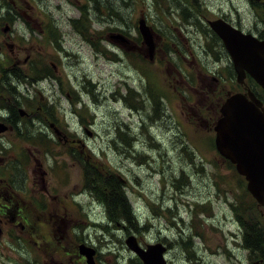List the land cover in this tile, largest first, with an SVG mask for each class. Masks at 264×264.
Returning <instances> with one entry per match:
<instances>
[{
	"label": "rangeland",
	"instance_id": "rangeland-1",
	"mask_svg": "<svg viewBox=\"0 0 264 264\" xmlns=\"http://www.w3.org/2000/svg\"><path fill=\"white\" fill-rule=\"evenodd\" d=\"M0 4V35L6 20L15 27L12 39L21 35V89L50 75L22 106L36 111L41 86L84 87L85 102L81 108L73 95L68 107L72 159L64 146L32 138L31 130L21 137L27 145L21 154H4L0 176L11 180L0 181V189L9 187L10 195L20 188L13 197L25 199L27 215L21 226L16 217L4 223L0 264H87L81 244L96 248L99 264H144L126 243L132 234L144 248L168 245L169 264H255L263 257L244 234L249 242L258 234L264 240V206L215 144L221 104L245 89L208 20L224 18L264 38V0ZM141 17L156 41L153 58L138 29ZM118 33L129 42L112 37ZM247 84L264 100L255 80ZM40 165L49 170L48 191L39 190L33 174ZM3 198L0 209L10 204Z\"/></svg>",
	"mask_w": 264,
	"mask_h": 264
},
{
	"label": "water",
	"instance_id": "water-1",
	"mask_svg": "<svg viewBox=\"0 0 264 264\" xmlns=\"http://www.w3.org/2000/svg\"><path fill=\"white\" fill-rule=\"evenodd\" d=\"M208 23L223 41L233 61L237 81L244 84L249 75L264 90V39L245 32L224 18L208 20ZM138 28L153 58L156 41L144 17L139 19ZM8 29L5 27L4 30ZM112 37L126 38L121 33ZM220 111L221 117L214 127L216 148L235 164L238 173L247 180L249 192L259 205L264 206V102L248 88L246 92L229 95ZM126 243L144 264H168L164 255L166 247L162 243L148 244L144 248L133 234ZM80 253L87 257L88 264H96L93 247L82 244Z\"/></svg>",
	"mask_w": 264,
	"mask_h": 264
},
{
	"label": "flooded vegetation",
	"instance_id": "flooded-vegetation-1",
	"mask_svg": "<svg viewBox=\"0 0 264 264\" xmlns=\"http://www.w3.org/2000/svg\"><path fill=\"white\" fill-rule=\"evenodd\" d=\"M14 12L16 11L15 10L10 11L7 9V13L14 14ZM5 23H6L5 26L2 28V31L5 35H2V33L0 35V56L3 55L4 57V60L1 61V67H2L1 73H3V76L0 80V153H2V155H0V162H3L5 158L9 156V155L5 156L4 155L5 153L21 154V149L27 146L21 144L22 142L21 137L25 134L26 131H30V130L33 131V133L31 134L33 136L32 138L38 136V138L42 142H44L42 138H46L52 144L55 143L56 141L59 146H64L65 153L70 155L67 158L72 159L74 153L72 149L75 141L74 138L72 137L73 128L70 126L68 122L69 120L68 107L72 106L73 104L72 101L70 100L73 97V95L77 97L78 104H80V107L81 108L84 107L85 104L83 99L84 87H81V89H75V92L73 91V88H71L70 90L68 89L65 90L61 88V92H58L57 89H53L52 91L49 90V92L48 91L46 92L44 91L45 87L41 86V88H39L38 91H36L38 95L41 96L37 102L36 111L35 112L27 111V109L24 106H22L24 100L29 98H35L36 97L35 94L34 96L30 95V93H32V91L34 90V86L48 83L44 80H46L50 75L48 74L40 75L38 78L29 81L28 85L25 88L21 89V35L15 38L18 41L12 39L11 33L15 29V27L10 20H6ZM16 23L17 21H15L14 24ZM5 27H9V29L5 31L4 30ZM119 39H121L122 42H127V43L129 42L127 38H125V40H123L122 38ZM11 60L16 61L15 64L16 69L9 68L8 63ZM25 62H27V59L25 60ZM242 85L244 86V89H247V82H245ZM219 116H220V109H219ZM85 129H87V127H85ZM90 133L92 134L91 131H89V134ZM79 141L82 142V140ZM30 146L34 147V145H30ZM48 171L49 170L47 168L45 169L41 165L39 170H37L36 168L33 170V174L34 177H36V181H38L40 191H48L49 186L46 180ZM10 180H11L10 177L7 178L4 176H0V181L9 183ZM79 184H80L79 182L76 183V187H78ZM8 186H10V184ZM8 191H9V187L2 186V188L0 189V196H3L4 197L3 199L5 201H8V203H10L9 205L1 203L0 212L1 214L5 213V217L0 216V231L2 230L4 223L7 224L11 221H15V217L17 218V222L15 223V225L21 226V220H23L24 216L27 215V214L24 215L21 214V212H25L26 209V206L21 207L22 197L17 199L13 197V196L19 197V195H21L20 188H18L17 192L14 189H11V191L13 192H10V195ZM193 203L196 204V206H198L199 209H201L202 206L206 208V206L204 205L197 204L198 203L197 200L194 201ZM182 204L190 207V202H186V203L184 202ZM4 207L10 210L11 212L10 216ZM170 209L173 211L175 210L174 206H170ZM49 219H51V216L49 217ZM41 225L42 224L39 221V224L37 226H41ZM51 225L52 227H54L56 223H53ZM248 237H249V233L245 232L244 239L246 240L247 245L249 242ZM164 246L166 247V252H165L166 255V253L170 249L168 245L164 244ZM258 251L260 252V254L263 253L260 250ZM97 256H98V252H97ZM97 256H96V261L97 264H99ZM255 264H264V257H262L258 261H255Z\"/></svg>",
	"mask_w": 264,
	"mask_h": 264
},
{
	"label": "trees",
	"instance_id": "trees-1",
	"mask_svg": "<svg viewBox=\"0 0 264 264\" xmlns=\"http://www.w3.org/2000/svg\"><path fill=\"white\" fill-rule=\"evenodd\" d=\"M250 79H251V77H250ZM262 99H263V97H262ZM110 179L111 178H108L107 181L108 182H111ZM115 202H116V200H115ZM117 202H119L118 199H117ZM248 239L250 240V237H248ZM248 246L250 248L254 249V250H260V251H262L263 253L261 255L264 257V240L262 239L261 236H259V234L257 236V240L256 241H254V242H248Z\"/></svg>",
	"mask_w": 264,
	"mask_h": 264
},
{
	"label": "bare ground",
	"instance_id": "bare-ground-1",
	"mask_svg": "<svg viewBox=\"0 0 264 264\" xmlns=\"http://www.w3.org/2000/svg\"><path fill=\"white\" fill-rule=\"evenodd\" d=\"M159 243H161V242H159ZM163 244V243H162ZM164 245V244H163Z\"/></svg>",
	"mask_w": 264,
	"mask_h": 264
}]
</instances>
